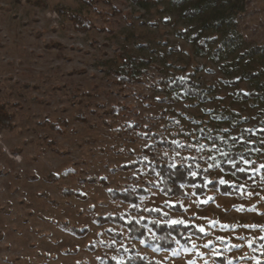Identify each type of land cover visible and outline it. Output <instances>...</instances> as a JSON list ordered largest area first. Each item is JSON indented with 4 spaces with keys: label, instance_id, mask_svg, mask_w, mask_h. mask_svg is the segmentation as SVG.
Instances as JSON below:
<instances>
[{
    "label": "rangeland",
    "instance_id": "obj_1",
    "mask_svg": "<svg viewBox=\"0 0 264 264\" xmlns=\"http://www.w3.org/2000/svg\"><path fill=\"white\" fill-rule=\"evenodd\" d=\"M72 12L91 27L75 29ZM0 102L13 122L0 130V264H121L130 247L161 264H264V136L249 135L264 130V0H0ZM153 135L178 150L144 152ZM252 143L254 181L222 170L223 152ZM161 162H193L238 192L167 195L148 172ZM137 187V205L111 198ZM115 214L204 231L163 249L95 220Z\"/></svg>",
    "mask_w": 264,
    "mask_h": 264
},
{
    "label": "trees",
    "instance_id": "obj_2",
    "mask_svg": "<svg viewBox=\"0 0 264 264\" xmlns=\"http://www.w3.org/2000/svg\"><path fill=\"white\" fill-rule=\"evenodd\" d=\"M90 3V0H83ZM133 2L145 5L151 0H132ZM202 10H191L187 11L188 15H197ZM69 18L72 21L75 29L77 30H86L91 27V20L87 16H83L78 13H70ZM199 48L201 50H206V44L200 43ZM260 50V48L255 47L250 49L249 52L256 53ZM136 62H138L137 58H132L126 60L122 70L119 72V77L122 82L126 83L128 81H134L136 79ZM176 86L178 88H183L182 95L185 97L200 95V93L193 87L191 81L185 82L183 80L176 81ZM187 93V95L185 94ZM248 95H242V98H247ZM82 119L84 117L80 115ZM55 128H59L58 125L52 124ZM137 125L127 126L128 130H132L136 128ZM2 128H13L12 122V113H10L9 108L5 103L0 102V130ZM249 135L257 137L264 136V130H258L255 133L249 131ZM155 138V142L144 148V152L153 153V150L156 148L161 149H173L178 150V145L173 143V141L162 138L160 135H153ZM247 149L230 150L227 152V156H224L223 153L220 155L219 163L223 171L234 174L239 179L254 181L256 176H253L248 170L245 169V160H251L255 154L259 152L258 146L255 143L251 145H247ZM232 160L236 162V166L233 167L232 163L228 161ZM140 162H130L127 165H123L124 169L135 168L138 169L140 167ZM193 168L197 173L196 176H192L191 172H193ZM243 168L244 171H238V169ZM148 172L154 176H158L159 184L161 191L170 196L176 197H184L187 194L185 185H189L193 188V191L196 194H203L210 188L219 189L221 193L224 194H237V189L230 184H221L218 181L207 182L204 171L201 167H197L193 162L189 164H177L175 166L167 163H151L149 165ZM93 180V179H92ZM104 183V179H101ZM147 191L142 187H137L135 189H127L123 191H111L110 195L113 199H121L122 201L130 204L137 205L140 197L146 194ZM65 194L73 195L74 192L71 190H66ZM78 194V193H76ZM95 220L100 223L106 222H115L123 227H125L129 231V235L132 238H143L146 241L157 245L163 249H173L176 246L177 242L183 243L185 245L190 244V237L188 234L193 235H202V233L196 228L195 225H184V224H167L161 223L156 219L147 222L146 220L138 221L134 218L124 219L119 214L115 215H106V216H95ZM146 224L154 231L155 236H151L147 233ZM72 230L76 233H83V231L77 227H73ZM128 256L125 258L121 264H161L155 260H147L144 256L136 253L135 249L130 247L128 250ZM221 260V259H220ZM222 261H224L222 259ZM106 264H116L112 259H106Z\"/></svg>",
    "mask_w": 264,
    "mask_h": 264
},
{
    "label": "snow or ice",
    "instance_id": "obj_3",
    "mask_svg": "<svg viewBox=\"0 0 264 264\" xmlns=\"http://www.w3.org/2000/svg\"><path fill=\"white\" fill-rule=\"evenodd\" d=\"M173 143H178V142L177 141H173ZM180 146L183 147V145H180ZM189 147H193V146L192 145H189ZM198 147H199L200 150H203L204 145L201 144V145H198ZM223 155L224 156H227L228 154L227 153H223ZM211 159L214 160L215 158L214 157H211ZM228 162L229 163H232L233 167L236 166V162L235 161L229 160ZM245 163H247V161H245ZM173 166H175V165H173ZM213 166L214 165H209V167H213ZM238 171H244V169L241 168V169H238ZM191 175L192 176H196L197 173L193 171V172H191ZM220 183H225V181L221 180ZM156 211H159V209H156ZM165 215H167V213H165ZM167 223H169V224H183L184 221L183 220H170V221H167ZM200 231H204V229L201 228ZM193 247H195V245H193Z\"/></svg>",
    "mask_w": 264,
    "mask_h": 264
}]
</instances>
